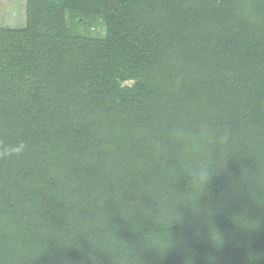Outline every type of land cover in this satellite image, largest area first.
<instances>
[{"label": "trees", "instance_id": "obj_1", "mask_svg": "<svg viewBox=\"0 0 264 264\" xmlns=\"http://www.w3.org/2000/svg\"><path fill=\"white\" fill-rule=\"evenodd\" d=\"M25 1L0 264H264V0Z\"/></svg>", "mask_w": 264, "mask_h": 264}, {"label": "rangeland", "instance_id": "obj_2", "mask_svg": "<svg viewBox=\"0 0 264 264\" xmlns=\"http://www.w3.org/2000/svg\"><path fill=\"white\" fill-rule=\"evenodd\" d=\"M25 0H0V26L20 27L25 23ZM92 31H94L92 29Z\"/></svg>", "mask_w": 264, "mask_h": 264}, {"label": "clouds", "instance_id": "obj_3", "mask_svg": "<svg viewBox=\"0 0 264 264\" xmlns=\"http://www.w3.org/2000/svg\"><path fill=\"white\" fill-rule=\"evenodd\" d=\"M211 169H212V167H211V157H209L206 161H204L201 164V167H200V170H199V174L201 176L209 177Z\"/></svg>", "mask_w": 264, "mask_h": 264}]
</instances>
